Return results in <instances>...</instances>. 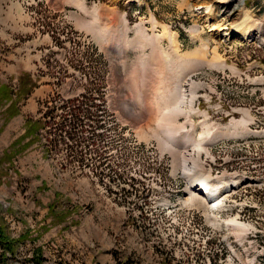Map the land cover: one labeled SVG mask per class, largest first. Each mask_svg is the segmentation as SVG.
Returning <instances> with one entry per match:
<instances>
[{"label":"rangeland","instance_id":"374dc122","mask_svg":"<svg viewBox=\"0 0 264 264\" xmlns=\"http://www.w3.org/2000/svg\"><path fill=\"white\" fill-rule=\"evenodd\" d=\"M0 16V86L17 90L24 71L37 80L6 124L13 96L0 88V228L17 240L14 251L0 246V264H242L259 254L264 138L213 148L217 159L208 151L264 134V0H0ZM179 101L187 111L172 117L173 138L159 121ZM36 121L41 139L27 146ZM197 166L239 169L248 187L225 208L191 206L182 175L191 185L185 168ZM235 218L253 230L240 233ZM240 237L250 240L232 253Z\"/></svg>","mask_w":264,"mask_h":264},{"label":"bare ground","instance_id":"6f19581e","mask_svg":"<svg viewBox=\"0 0 264 264\" xmlns=\"http://www.w3.org/2000/svg\"><path fill=\"white\" fill-rule=\"evenodd\" d=\"M242 1V0H241ZM228 2V1H226ZM80 6L83 8L86 6L83 4V3H80ZM245 18L247 19H244L243 22H249V19H251L250 16L248 13H245ZM249 17V18H248ZM125 20V19H124ZM154 20V19H153ZM156 20V19H155ZM251 21V20H250ZM126 23V21H125ZM255 23V22H254ZM126 25V24H125ZM128 29V28H127ZM235 29V28H234ZM227 32L224 34L226 35ZM166 35L169 37L170 41L172 44H176L177 43V34L176 33H171V32H166ZM162 36V35H161ZM165 36V35H164ZM242 36L243 37H251V30H244V34L242 33ZM121 43V42H120ZM119 49L120 51L123 53L125 52V48L123 49V46L120 45L119 46ZM169 50V49H168ZM190 57V56H189ZM184 97V96H183ZM186 97V96H185ZM182 98V97H181ZM182 101V100H181ZM181 101H179L176 106H174L173 108H170L169 111L165 112L162 116V120L159 121V123L161 124L162 127H166L165 129L167 131L166 134L169 135L170 137H177V133L180 131V130H177L176 129V124L174 123V121L172 120V117H175L177 118V116H180L182 114H184L187 110L182 108L181 107ZM185 102V100H183ZM182 101V102H183ZM183 104V103H182ZM193 110L189 109V112L191 113ZM188 112V113H189ZM174 118V119H175ZM248 123V122H247ZM174 124V125H173ZM246 124V123H245ZM165 125V126H164ZM182 126V125H180ZM179 126V127H180ZM181 128V127H180ZM209 135V134H208ZM160 139V137H158ZM169 138V137H168ZM205 138V137H204ZM160 144L163 148V150H165L166 148L169 149V147H167V144L165 143V141H163L162 139H160ZM201 148V145L199 146ZM188 169V171H190L189 173H187V176H189V179L191 178V185L190 183H188V198L186 199V201L188 203H190L191 206H196L198 208H201L206 204L211 205L210 208H212V211L213 210H218L222 207H224V201L220 198H214V193L209 191L208 188H209V185H212V181H211V176L208 175H195V173L193 172V169L191 168H188L186 167L185 170ZM242 174V173H241ZM243 175V174H242ZM244 176V175H243ZM246 178V176H244ZM187 180V179H186ZM188 182V180H187ZM222 183V180H219L218 182H216L215 184L216 185H220ZM246 184H249V180L247 179V183ZM245 184V185H246ZM204 188L207 192L209 191V198L208 197H202L201 195V188ZM234 192L231 193V195L233 194ZM213 204V206H212ZM207 206V205H206ZM230 222H233V224L237 227V230L240 232V233H244V232H247L249 229H250V225L249 224H246L244 222H241L238 220V218H235L233 219L232 221Z\"/></svg>","mask_w":264,"mask_h":264},{"label":"trees","instance_id":"16d2710c","mask_svg":"<svg viewBox=\"0 0 264 264\" xmlns=\"http://www.w3.org/2000/svg\"><path fill=\"white\" fill-rule=\"evenodd\" d=\"M20 86L17 88V90L12 87L10 84L2 85L0 88L3 90H9V93L13 98L11 99V102L6 106V108L2 111L5 115V122L6 124L10 119H12L15 115L20 113L21 110V103L25 100V98L29 97L31 93L33 92V89L37 85V80L34 79L33 75L29 71H24L20 75ZM35 80V81H34ZM17 97V98H16ZM32 120L29 122L31 123ZM3 124V126H4ZM41 123L40 121H36L34 125H32L31 128H29L26 133L22 137H27L29 134H34L33 140L28 141L25 145H29L37 140L41 139L40 134L38 133L41 129ZM76 140V139H75ZM12 148H16L15 143L13 142L11 144ZM20 152V150L15 149V153ZM17 240L11 238L5 230L0 228V246L4 248V251H14L16 246ZM5 254V253H4ZM3 255V254H2ZM42 258L40 255L38 257H33L32 260L34 264H42ZM121 264H129V260L125 259L121 261Z\"/></svg>","mask_w":264,"mask_h":264},{"label":"crops","instance_id":"0c3cea01","mask_svg":"<svg viewBox=\"0 0 264 264\" xmlns=\"http://www.w3.org/2000/svg\"><path fill=\"white\" fill-rule=\"evenodd\" d=\"M25 1H26V0H22L23 3H25ZM7 12H9L10 14H14V15H15V13H17V11H15V10H13V9H10V10L7 11ZM18 15H19V13H18ZM0 17H1V16H0ZM15 17L17 18L18 16L15 15ZM15 20H17V19H15ZM23 22H25V20H23Z\"/></svg>","mask_w":264,"mask_h":264},{"label":"built area","instance_id":"2783aa9c","mask_svg":"<svg viewBox=\"0 0 264 264\" xmlns=\"http://www.w3.org/2000/svg\"><path fill=\"white\" fill-rule=\"evenodd\" d=\"M239 170V169H238ZM245 171H247V170H245ZM250 172V171H249Z\"/></svg>","mask_w":264,"mask_h":264}]
</instances>
